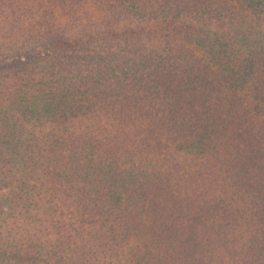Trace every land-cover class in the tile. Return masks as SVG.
Listing matches in <instances>:
<instances>
[{
	"label": "trees",
	"instance_id": "trees-1",
	"mask_svg": "<svg viewBox=\"0 0 264 264\" xmlns=\"http://www.w3.org/2000/svg\"><path fill=\"white\" fill-rule=\"evenodd\" d=\"M16 140L0 264H264V0H0Z\"/></svg>",
	"mask_w": 264,
	"mask_h": 264
},
{
	"label": "rangeland",
	"instance_id": "rangeland-1",
	"mask_svg": "<svg viewBox=\"0 0 264 264\" xmlns=\"http://www.w3.org/2000/svg\"><path fill=\"white\" fill-rule=\"evenodd\" d=\"M28 64L31 65L32 63ZM16 67L21 68L22 65L19 64ZM18 143L19 140H16L15 142L9 144L0 143V157H6L11 160H17L20 157V154H22ZM9 206V202H7L5 196V189L3 188V183L0 178V221L6 218L7 214L9 213Z\"/></svg>",
	"mask_w": 264,
	"mask_h": 264
}]
</instances>
